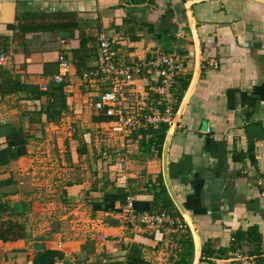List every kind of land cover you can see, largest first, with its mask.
<instances>
[{"label": "crops", "instance_id": "crops-1", "mask_svg": "<svg viewBox=\"0 0 264 264\" xmlns=\"http://www.w3.org/2000/svg\"><path fill=\"white\" fill-rule=\"evenodd\" d=\"M96 28L121 61L155 48L194 51L172 85L171 124L108 132L109 118L93 107L106 84L82 79L98 64ZM197 43V77L175 121ZM0 54V225H22L21 236L0 237V264H233L234 246L264 264V0H0ZM59 55L68 63L62 82L53 78ZM209 57L219 67H203ZM152 77L135 78L125 103L156 100ZM120 156L125 180L109 173ZM167 180L196 230L198 256L190 229L123 215L128 193L136 211L180 217ZM21 203V214L10 211Z\"/></svg>", "mask_w": 264, "mask_h": 264}, {"label": "built area", "instance_id": "built-area-1", "mask_svg": "<svg viewBox=\"0 0 264 264\" xmlns=\"http://www.w3.org/2000/svg\"><path fill=\"white\" fill-rule=\"evenodd\" d=\"M94 31L98 64L96 68L83 72L82 79L91 82L101 78L106 84L99 99L93 102V107L109 118L108 132L113 137H123L134 129L155 127L160 123L171 124L175 103L172 85L184 71L185 58L194 56V51L180 54L155 48L147 58L126 62L118 57L115 41L111 36L97 28ZM6 61L7 57L0 54V65L5 64ZM58 62L60 71L53 78L56 82H62L63 72L68 63L63 55H59ZM202 66L217 68L219 62L214 57H209ZM141 74H148L150 78L155 76V82L150 90L156 95V100L150 103H136V105L126 104L128 87ZM109 173L114 179L125 180L126 159L123 156L114 159L109 165ZM263 183L264 178H260L258 184L262 186ZM259 195L264 199V188H261ZM124 201L123 215L135 224L137 222L138 225L173 230H182L188 226L183 217H176L165 210L136 211L132 196L128 193L125 194ZM231 240L235 239L232 237ZM227 255L233 264H257L255 256L247 253L241 246L230 248Z\"/></svg>", "mask_w": 264, "mask_h": 264}, {"label": "trees", "instance_id": "trees-1", "mask_svg": "<svg viewBox=\"0 0 264 264\" xmlns=\"http://www.w3.org/2000/svg\"><path fill=\"white\" fill-rule=\"evenodd\" d=\"M187 83L188 82H185V87H186ZM56 87H58L57 89H61L62 84L60 83ZM62 106H63V103L61 102L60 108L57 110L58 113L61 110ZM51 108H52V106L49 105V107L46 109V112L48 113V116H49L50 119H54V115H52V114H54V112L51 111ZM50 113H52V114H50ZM165 131H166V128L162 129V133H165ZM6 207H7L6 205L1 204L0 205V210L3 211V210L6 209ZM25 209H27L26 204L25 203H21V204H15L13 207L10 208V211H12L14 214H21ZM176 213H177L178 216H180L182 218V216L180 215L179 212H176ZM2 227H4V230H2ZM186 228L189 229L188 226ZM19 230H22V225H20L18 222H15V221L10 220V219L5 220V221L1 222V225H0V237H2V239H8V238L15 239V238H17V237L22 235V233H19ZM249 232L250 233H254L255 232V227H251L249 229ZM246 236L247 235H246L245 232H239L238 231L236 233V239L238 241L245 239ZM191 246H192V244H191Z\"/></svg>", "mask_w": 264, "mask_h": 264}, {"label": "water", "instance_id": "water-1", "mask_svg": "<svg viewBox=\"0 0 264 264\" xmlns=\"http://www.w3.org/2000/svg\"><path fill=\"white\" fill-rule=\"evenodd\" d=\"M199 63H200V54H199V46H198V43H197V45H196V69H195V74H194L193 80H192V82H191V84H190V86H189V88H188V90H187L186 95L184 96V98H183L182 101H181L180 108H179V110H178V112H177V114H176L175 121H176L177 118L179 117V115H180V113H181V111H182V108L184 107V104H185V102H186V100H187V97H188V95H189V93H190V91H191V89H192V87H193V85H194L195 79H196V77H197L198 69H199ZM174 126H175V123H173L172 126L170 127V129L168 130V136H167V140H166V144H165V149H166V145H167L168 140H169V136L172 134V131H173ZM164 153H166V150H164ZM163 161L165 162V157H164ZM164 173H165L164 175H165V179H166V177H167V176H166L167 173H166V171H164ZM167 186H168V189H169V192H170V194H171L172 199L174 200V202H175L177 208L179 209V212H180L181 215L183 216V218H184V220L186 221V223H187V225H188L190 231L192 232L193 239H194V243H195L196 255L198 256V252H199V243H198V241H197L198 238H197L196 230H195V228H194V226H193V223H192V221L190 220L189 216L186 214L184 208L181 206V204H180V203L178 202V200L176 199L174 193L172 192V189H171L170 185L168 184V180H167ZM194 264H196V262H195Z\"/></svg>", "mask_w": 264, "mask_h": 264}, {"label": "bare ground", "instance_id": "bare-ground-1", "mask_svg": "<svg viewBox=\"0 0 264 264\" xmlns=\"http://www.w3.org/2000/svg\"><path fill=\"white\" fill-rule=\"evenodd\" d=\"M197 241H198V239H197Z\"/></svg>", "mask_w": 264, "mask_h": 264}]
</instances>
